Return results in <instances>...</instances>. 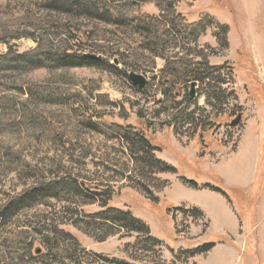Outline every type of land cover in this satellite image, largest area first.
Listing matches in <instances>:
<instances>
[{"label":"rangeland","instance_id":"1","mask_svg":"<svg viewBox=\"0 0 264 264\" xmlns=\"http://www.w3.org/2000/svg\"><path fill=\"white\" fill-rule=\"evenodd\" d=\"M45 2L0 0V202L45 190L12 206L0 234L9 226L29 232L43 251L31 264L54 263L46 244L60 230L78 243L76 264H264V225L255 230L264 192V0L178 2L189 23L203 18L207 27L178 39L171 55L226 66L215 84L220 100L208 99L199 81L193 99L190 83L169 97L156 93L164 59L152 68L125 49L106 18L65 12L83 1ZM105 9L122 18L161 14L157 0ZM91 46H119L110 65L145 76L147 86L88 64L83 54L104 57ZM62 53L79 59L66 64ZM99 121L139 132L174 170L146 166L140 148ZM113 208L148 232L115 222Z\"/></svg>","mask_w":264,"mask_h":264},{"label":"trees","instance_id":"2","mask_svg":"<svg viewBox=\"0 0 264 264\" xmlns=\"http://www.w3.org/2000/svg\"><path fill=\"white\" fill-rule=\"evenodd\" d=\"M40 1L42 2L43 0ZM45 1H47L45 4L50 5V7L55 5L54 0ZM67 1L75 2V7L77 6L78 1L85 2L83 3V6H78L76 9H66L65 12L70 15L78 16L79 13H84L95 18H106L104 22L114 26L111 30L118 38L121 37L125 49L128 48V51L131 50V54H134L135 50L137 51L135 55L136 60H150V64L153 68L156 58L164 59L165 63L160 70L157 85L154 89L156 93L169 97L174 95V88L176 85L186 83L191 84L192 82L197 83V81H199L200 83L205 84L208 99L215 97L216 100H220V96L216 91V89L220 90V88L216 87L215 84L221 83L220 72L221 70L226 71L228 69L226 66H213L208 65L207 63L197 65L185 60L182 56H177V54L172 53L171 55L170 48L177 43L178 39H183L190 35H194L195 37L203 34L207 27L203 18H201L199 22L189 23L186 16L180 13L177 8L179 0H157L159 1L161 14L159 16H154L144 13L140 14V18L134 17V15L132 18L115 17V15L109 14L111 11L105 8L106 6H116L118 3H121V1H132L139 4H146L152 0H95L94 4H91L90 0ZM113 11L115 10L113 9ZM119 28H122L123 31L118 30ZM222 28L224 30L226 27L223 26ZM164 44H168L169 49L165 50ZM90 48L93 52L103 54L104 57L100 56L101 59L98 60L85 57V54H83L84 61L88 64L107 68L113 74L127 78V72L122 70L118 71L114 66L110 65V58H115L114 56L120 52L119 46L117 47L118 49L114 50L112 48L105 49V47L96 49L91 46ZM76 55L77 54L75 53L72 55L62 53L57 54V58L61 62L63 61L66 64H70V62H75L79 59ZM98 123L99 124H96V126L102 125L108 128L112 134L120 136L122 139L126 140L127 143H131V145L135 146L137 149L140 148L143 155L141 161L146 166L149 165L157 171L171 172L174 170L163 161L154 157L152 146L139 132L129 131L127 127L114 123L106 124L101 121ZM191 184L195 183L192 182ZM64 186L75 192H78L79 189L76 184L66 183ZM31 192L27 195H22L23 198L16 196V199H9L4 201V203L0 202V225L10 215L9 211L12 206V211L24 207L36 196L44 194L45 190L38 187L33 191L32 195ZM91 192L98 194V192L95 191ZM111 212H113V220L122 224L126 229L139 233L148 232V228L145 224L133 217L130 213L114 208L111 209ZM10 228L11 226H9V228L3 227L1 229L2 233L0 234V248L3 249L1 253H9V259L5 260L6 264H31L36 258L43 255L42 249L34 246V241L30 239L29 232L25 231L23 233L19 232L18 234H15L10 231ZM64 233L65 232L60 230L59 232H54L52 234V241H50V243L47 242L46 244L49 246L46 259L47 261L52 260L54 262L53 264H76L74 262L76 259L73 256L74 253L72 254V249L77 248L78 243L71 235ZM66 241L67 243H72V247H67L65 244ZM208 247L211 248L210 246H207V248ZM73 252L76 253V251Z\"/></svg>","mask_w":264,"mask_h":264},{"label":"water","instance_id":"3","mask_svg":"<svg viewBox=\"0 0 264 264\" xmlns=\"http://www.w3.org/2000/svg\"><path fill=\"white\" fill-rule=\"evenodd\" d=\"M85 57H90V58H95L100 60L101 57L100 56H96V55H92V54H85ZM128 78L131 81L132 85L134 87H136L137 89H143L144 87H146V85L148 84V80L146 79L145 76L141 75V74H137L135 72H130L128 73ZM196 82H192L190 84V93H189V97L191 99H193L195 97V86H196ZM241 115L238 114L237 117L232 120L231 125H236L239 121H240Z\"/></svg>","mask_w":264,"mask_h":264},{"label":"crops","instance_id":"4","mask_svg":"<svg viewBox=\"0 0 264 264\" xmlns=\"http://www.w3.org/2000/svg\"><path fill=\"white\" fill-rule=\"evenodd\" d=\"M261 185H262V182H261ZM260 201L261 202H259L260 203L259 207L257 208V210H258V212H257L258 213V221L259 222L258 221H257L258 223L256 222V226H255V230L256 231H259L260 228L264 225V223H263L264 222V218L262 219V213L264 214V192L263 191L262 192L260 191ZM262 207H263V209H262ZM257 240L259 241L258 235H257Z\"/></svg>","mask_w":264,"mask_h":264}]
</instances>
